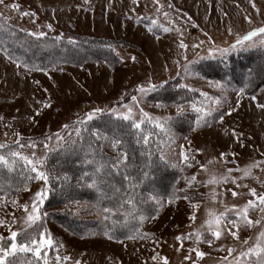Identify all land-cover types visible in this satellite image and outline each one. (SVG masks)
<instances>
[{"label": "rangeland", "instance_id": "obj_1", "mask_svg": "<svg viewBox=\"0 0 264 264\" xmlns=\"http://www.w3.org/2000/svg\"><path fill=\"white\" fill-rule=\"evenodd\" d=\"M254 2L259 13L249 0H159V4L155 0H138V4H133L132 0H5V4H19L20 8L16 10L0 5V13L12 24L33 33L43 31L58 36L71 31L124 39L136 44L138 48L118 44L116 50L122 64L115 69L102 63H89L83 66L64 65L49 70L47 74L37 71L29 73L0 53V116L3 117L0 120V141L15 143L18 140L17 149L23 155L31 157L32 152H35L37 157L43 158L49 152L44 148V143H48L51 149L58 146L56 134L64 137L73 120L97 107L118 109L124 113L127 111L124 106L128 105L132 108V119L137 123L143 119L141 108L153 118L172 117L177 114L176 106L161 107L149 102L147 95L151 91L145 95L139 88L180 77L186 84L208 94L197 108L211 110L209 116L218 113L211 125L205 126L202 123L188 137L178 136L170 129L168 122L165 124L169 137L163 144L166 158L182 164L180 146L183 145L187 151L190 141L194 162H199L192 165L183 176L182 189H186L185 178L197 173L198 181L207 180L208 174L200 169V165L213 158L219 161L221 152L235 153V157H227L229 161L235 159V163L209 164V172L217 175L223 174L227 168H243L253 161H264V109L257 107L258 103L264 104V89L252 100L226 86L212 87L210 81L183 71L185 61L182 54H186L189 60H196L197 54L207 57L209 37L215 45L228 47L235 43L237 34L242 36L253 27L264 26V0ZM24 12H34L35 16H24ZM245 17H251L253 23L249 24ZM153 20L157 21L156 26L152 25ZM47 24H51L52 28H47ZM150 27L152 31H149ZM164 27L170 30L165 32ZM181 40L189 45L186 52L179 48ZM201 41L204 43L200 47H192ZM244 48L250 47L232 51ZM219 56L217 54L214 58ZM133 96L137 97V102L132 100ZM217 99L220 104L215 103ZM45 102L51 106L44 107ZM186 107L194 109L192 106H183L184 110ZM230 110L229 115L227 113ZM221 115L224 116L223 121L220 120ZM144 122L152 123L147 119ZM64 125L69 127L65 129ZM225 129L228 135L224 134ZM233 130L239 139L231 134ZM48 137L51 139L48 140ZM30 141L36 142L35 148L28 147ZM20 144L25 146L21 148ZM233 175L240 176L241 173L234 172ZM253 177L264 182V172L260 168L253 169ZM239 182L255 187L258 193L264 192L261 183L252 177ZM42 186V181L34 180L27 187L28 190L22 191L20 195L0 197L9 201L6 206H0V218L8 222L13 217L16 219L12 230L19 231L24 227L22 218L25 213L23 208L14 207L10 201L18 200L20 205L30 203ZM212 187L198 184L183 191L182 197L171 204L167 202L168 199H161L164 206L160 215L143 222L144 229L154 235L137 241L123 240L121 243L104 237L79 239L51 221L50 233L57 241V246L47 250H54L49 262L55 264L57 255H68L71 260L62 261L61 264H74L77 260L81 264H163L162 258L165 257L168 264H257L255 255L241 257L239 253L247 252L249 247L256 244L260 231L264 230V222L254 227L242 226L238 233L239 240L225 232L219 240H213L211 246L205 242L197 245L193 239H185L181 247V241L175 239L199 229L207 219L209 209L223 212L225 205L229 208L232 205L243 206L251 198L247 195L248 188H241L238 191L245 195L233 198L228 193L222 197L224 203L221 204V198L215 202L210 199ZM225 188L237 190L235 185L228 184L217 187V191L224 192ZM185 195L190 199H184ZM191 204L200 205L196 210L195 222L190 220L193 213ZM74 209L79 210L80 206ZM259 215L258 212L249 213L253 220L259 218ZM229 217L235 218L231 213ZM0 234L9 235L6 225L0 226ZM209 236L210 233L206 232L205 238ZM244 240H248V243L244 244ZM60 244L63 247H59ZM196 247L205 253L204 257L197 258L195 252H189V249ZM228 248L235 249L232 255L228 254ZM157 254L158 259L154 261L152 257ZM189 256L190 259H185Z\"/></svg>", "mask_w": 264, "mask_h": 264}, {"label": "trees", "instance_id": "obj_2", "mask_svg": "<svg viewBox=\"0 0 264 264\" xmlns=\"http://www.w3.org/2000/svg\"><path fill=\"white\" fill-rule=\"evenodd\" d=\"M32 33L12 24L0 13V53L22 67L23 63H28L40 65L49 71L64 65L102 63L115 69L122 64L116 50L118 44L138 48L136 44L124 39L71 31L58 36L46 33L43 37ZM56 37L60 39L57 40ZM192 73L202 80L219 81L237 92L244 88L243 95L257 96L264 89V47L244 48L216 58L201 59L192 66ZM157 85L162 87L151 91L147 100L163 105L161 107L178 104L200 106L205 99L201 95L204 93L202 90L186 84L180 77ZM216 115L205 117V126L211 125ZM198 116L200 113L195 109L186 107L182 115H173L168 125L178 136L188 137L197 127ZM85 117L86 113L73 120L69 132L64 135V141L47 153L46 170L50 173V191L43 211L49 215L43 218L41 224L28 229V232L35 233L45 229L50 232L49 223L52 221L79 239H108L104 235L105 231L114 235V241L128 240L126 237L135 234L137 229L152 234L141 225L139 216L156 218L160 215L162 208L156 211L158 206L151 199L153 196L168 199L175 191L181 198L183 191L176 190H182V178L191 167L166 158L163 144L169 137L152 123L144 122L137 129L133 127L135 120H125L111 112H105L84 125L75 123ZM76 128H81L79 137L76 135ZM97 134L100 137H118L121 145L113 149L108 141L97 139ZM144 136H148L147 144L143 141ZM0 144L7 145L0 149V155H4L11 163L9 153L18 151L17 144L1 141ZM122 152L128 155L126 165L113 168L112 164L118 153ZM100 160H103L105 168L101 173H95L96 164L88 161ZM197 164L192 162L193 166ZM145 172L148 173L146 178ZM26 175L27 169L18 158L12 170L7 166L0 167V197L20 195L25 183L28 187L34 181H26ZM65 175L67 180L63 179ZM125 175L135 178L137 187L134 191L129 189ZM93 177L97 186L88 187ZM129 195L134 196L135 209L124 203ZM78 205L80 209H74ZM104 209H110V212L105 213ZM105 216L108 218L105 219ZM22 239L23 236L17 237L18 242ZM137 240L141 239L137 238L135 241ZM53 252L54 250L47 252L48 260L53 258ZM8 259L12 264H29V261L36 264L31 253H18L16 257ZM39 264H43V261Z\"/></svg>", "mask_w": 264, "mask_h": 264}, {"label": "snow or ice", "instance_id": "obj_3", "mask_svg": "<svg viewBox=\"0 0 264 264\" xmlns=\"http://www.w3.org/2000/svg\"><path fill=\"white\" fill-rule=\"evenodd\" d=\"M251 3V6L256 9L257 13H259V9L256 8V4L254 0H249ZM133 4H138V0H132ZM155 3L159 4V0H155ZM0 5H4L5 8H11L19 10L20 5L19 4H5V0H0ZM169 7H172L171 4L168 5ZM161 7H163L161 5ZM159 11V9H157ZM24 16H35L34 12H24L22 13ZM165 16L168 15V13H164ZM245 19L248 21L249 24H252L253 21L251 17H245ZM152 25L156 26L157 21L153 20ZM195 26V25H194ZM47 28L51 29L52 25L47 24ZM170 29L167 27L163 28V31L168 32ZM149 31H152V28H149ZM179 31V29H177ZM229 32L231 33V29H229ZM32 35H35L37 37H43L46 35L45 32L41 31L38 33H32ZM207 35V33H205ZM258 38V39H254ZM57 40L60 39V37H56ZM72 42V41H70ZM210 47L208 50L207 57H202L197 54L196 60H189L186 54L183 55V59L185 61L183 65V71L185 74H191L192 73V66L197 63L198 60L205 59V58H214L217 54L223 56L224 54L228 53L229 51L235 50L237 48H242L245 46L248 47H264V26L259 27H253L251 31H248L244 35L237 34L235 43L229 45L228 47H220L215 45L214 42L211 41V37H209ZM204 41H201L200 44H194L192 47L198 48L201 44H203ZM111 47V45H109ZM189 45L185 44L183 40H181L179 44V48L184 49L185 52L187 51ZM11 58V57H10ZM133 60H135V57H132ZM175 63L179 64V61H176ZM21 65L18 63L17 67H20ZM23 67L27 72L37 71V72H44L47 74L48 69L45 67H42L40 65H29L28 63H23ZM63 71V69H60ZM179 75V73H177ZM35 83H39V81H35ZM166 83V81H165ZM210 86L216 87V88H223L225 85L222 84L219 81H210ZM157 87H162V85H156V84H150L147 88L141 86L139 88V91L142 94H147L149 91H155ZM183 87L187 88L188 85H183ZM45 91H47L45 89ZM240 94L244 93V88H241L239 90ZM204 97H208L207 93H201ZM252 100H255L256 97L252 96ZM132 100L134 102H137V97L133 96ZM216 104H220V100L217 99L215 101ZM44 107H50L51 105L48 102H45ZM163 106V105H158ZM237 106H239V101H237ZM127 111L124 113H121L118 109H102V108H94L92 111L88 112L86 114V117L84 119H80L76 121L75 123H78L80 125H84L87 121H91L94 118H97L104 114L107 111H111V113L115 114L117 117H122L125 120L132 119V108L128 105L124 106ZM192 107L198 112L201 113L200 116L197 117L196 125L199 127L202 123H206L205 117L211 115V110H207L203 107L197 108L196 105H192ZM258 108L264 109V104H257ZM177 116H180L184 112V108L182 105H177ZM141 116L143 119L139 123L133 122V127L140 129L141 124L144 123V119H147L154 123L156 128H159L162 132H167L168 129L165 127V124L169 121H171L172 117H151L147 112H144L143 109H140ZM231 114V110L229 113ZM37 115H39V112H37ZM3 117L0 116V120H2ZM224 116H220V120L223 121ZM163 121V122H162ZM69 126L64 125V128L67 129ZM77 137L81 134V128L75 129ZM224 134L228 135V130H224ZM233 136H237V139H239L238 134L233 130L231 133ZM17 136H19V133H16ZM71 136V134H69ZM57 143L60 144L61 141H64V137L60 136L59 133L56 134ZM104 139L108 141L111 144V147L113 149H117L121 145V140L118 137H112L109 138L107 136L100 137L99 134H97V139ZM48 140L51 139V137L47 138ZM143 141L145 144L148 143V136L143 137ZM15 143L19 144V141H15ZM74 143V141H73ZM191 142L189 141V149L187 151L184 150V146L181 145V151L179 153L180 157L182 158V163L187 167H192V162L195 161V156L192 155V149L190 147ZM25 145L20 144V147L23 148ZM7 147L5 144H0V149H3ZM29 148H35L36 142L30 141L28 144ZM44 148L51 151L48 143H44ZM199 151V150H197ZM231 155L235 157V153H220V160L217 161L215 158L212 160L207 161L206 164H201L200 169L208 174V179L205 181H198L197 180V173L196 175H192L191 177H186V189L182 190H176V191H186L187 189L194 188L198 184H203L204 186H213L209 197L214 202L219 199V203L223 204L224 201L222 197H224L226 194L230 193L233 198H236L238 196L245 195V193H242L238 191V189L241 188H248L247 195L251 198L247 199L246 203L243 204V206H237L232 205L230 208L225 205V210L223 212L217 213L214 209H209L207 211V219L204 220V222L200 225V228L197 230H194L193 232L188 233L186 236H177L175 237L176 240L181 241V247H183V241L185 239H193L194 243L199 245L202 242L207 243L209 246L212 245L213 240H219L225 232L227 234L231 235L234 239L239 240V231L241 230V227H254L256 225H260L262 222H264V192H259L255 187H250L247 184H242L239 181L252 177L253 179H256L258 183H261V187H264V182H261L258 177H253V169L260 168L262 172H264V167H261V165H264V161H253L252 163L246 165L245 167L241 168L237 166L236 168H227L226 171L223 174L217 175L215 172H209L208 165L213 164L216 162H224L226 163H235V159L229 161L227 157ZM9 156L12 157L11 163L9 162V159L6 158L4 155H0V167L7 166L9 170H12L14 164L17 161V158L20 161H23L24 166L27 169V175H26V181L36 180V181H42L43 186L40 188L39 191H37L34 196L31 198L30 203H26L23 205H20L18 200H11L10 203L14 207H21L24 210V217L22 218L24 227L20 229L19 231L12 230V224L16 223L15 217H13L11 222L6 221L3 218H0V226H7V231L9 232L8 236H4L3 234H0V264H12V261H10L9 257H16L18 253H31L32 256L35 258L36 264H39L40 261H43V264H50L47 256V250L54 248L57 246V241H55L52 237V234L48 232L46 229L44 231H38L35 233L28 232V229L33 228V226H36L38 224H41L43 221V218L47 217L49 213L43 211V205L44 202L48 199L49 191H50V173L46 170V160H47V154L43 157H37L35 152H32L31 157L23 155L20 151H13L9 153ZM128 160V155L126 152L118 153L117 158L115 162L112 164L113 168H119L121 165H126V162ZM88 163H95V173H101L104 168L105 164L103 160L100 161H88ZM196 163H199L196 161ZM173 167H176V165H173ZM183 170V169H182ZM234 172L241 173L240 176H234ZM87 175V174H85ZM148 176V173H144V178ZM125 180L128 181L129 189L133 190L135 187H137V184L135 183L134 177H129L125 175ZM56 179H60L59 177H56ZM64 180H67L68 177L65 175L63 177ZM228 184L235 185V188L237 190H233L232 188H225L224 192H218L217 187H224ZM96 180L93 177L92 183L88 185V187H96ZM23 190H28L27 183H25ZM19 191V189H18ZM180 197L176 195L175 191L169 195L168 203H174L176 199H179ZM186 200H189L190 198L185 195L183 197ZM153 201H155V204L158 206L156 211L158 212L160 208H163L164 203L161 199H157L155 196L151 197ZM9 201H5L3 198H0V206H6V204ZM127 205H129L131 208L135 209V199L134 196L129 195L128 199L124 202ZM123 206V205H121ZM191 207L193 208V213L190 217V220L195 222L196 220V210L200 207L199 204H191ZM105 213L110 212V209H104ZM250 212H258L259 218L253 220L250 218L249 213ZM234 215V219L229 217V214ZM108 217L105 216V219ZM150 217L145 215L139 216V221L141 225L145 220H148ZM151 219H155V217H151ZM235 229V231H233ZM210 233V236L205 238V233ZM104 235L109 239H114V235L109 234V232L105 231ZM151 235L150 233H144L140 229H137L135 234L128 235L126 239L128 240H136L137 238L145 239L149 238ZM23 236V239L18 242L17 237ZM123 241H121L122 243ZM264 230H261L259 233V236L257 237V242L253 247H249L247 249V252H240L239 255L241 257L245 256H251L255 255L257 257V264H264V259H261L264 257ZM244 244L248 243V240L243 241ZM59 247H63L62 244L59 245ZM222 250V249H221ZM228 254L232 255V253L235 251L233 248L227 249ZM189 252H195V255L197 258H202L205 256V253L200 251L198 247L189 249ZM158 255H155L152 257L154 261L158 259ZM191 257H185V259H190ZM163 264H168L167 258H162ZM226 259V258H225ZM71 260V257L68 255H65L63 257L57 255L55 257V264H61L62 261H69ZM29 264H32L31 261H29ZM74 264H81L79 260L75 261Z\"/></svg>", "mask_w": 264, "mask_h": 264}]
</instances>
